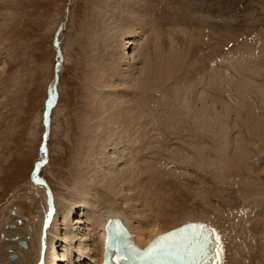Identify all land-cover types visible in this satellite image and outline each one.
Returning <instances> with one entry per match:
<instances>
[{"label": "rangeland", "instance_id": "374dc122", "mask_svg": "<svg viewBox=\"0 0 264 264\" xmlns=\"http://www.w3.org/2000/svg\"><path fill=\"white\" fill-rule=\"evenodd\" d=\"M66 1L0 0V14L6 12L9 15L7 21L0 23V264L20 263L22 258L29 252L31 254L29 253L26 259L28 262L31 263L33 259H38L36 254L38 248L37 237L33 238V234L36 235L37 233L39 235L40 226L45 216L40 208L43 207L40 196L31 190L29 183L34 182L30 181L33 165L42 157L40 148L43 133V112L49 87H55V100L49 111V126L45 141L47 155L45 162L36 173L39 180L47 187L38 182L36 184L46 194H48L47 188L49 189L54 213L66 207V201L64 200L67 193L66 188H71L74 185L75 174L73 170L81 162L79 154L83 151L84 141L87 138H93L88 127L92 125L91 118L96 107L93 97L98 92V89L95 88L94 69L98 66L95 58V55L98 54V51H96L98 36L95 32L99 33V31L96 27H92V24L102 18V24L107 25L106 20L113 14H107V11L104 13L102 9L100 10L97 7L101 0H70L68 13L66 14L67 18H65L66 23L57 37L62 62L58 67L56 85H54L52 83L54 63L52 38L59 22L64 18L63 12ZM137 2L136 0L135 6L140 7ZM219 2L215 4L213 0L207 1L206 8H214L213 10L192 11L191 14L196 17L193 22H188V24L178 16L179 5L177 0H145L143 3H139L141 9L145 10L144 14L147 12L145 15L141 14L142 19H146L145 21L131 19L128 21L129 24L120 20L117 15H114L112 19L114 22H119L118 24L121 23V26L112 28L110 33L112 35L124 33V36H122L124 62H122L121 70L131 72L132 76H136L139 70L142 71L144 68L139 56L137 60L138 44L145 40L150 47H154L152 40L157 38V46L161 45L169 35H175L178 32L177 22L183 24L179 30H183L184 33L186 26H193L195 30L200 29L197 36L202 30L208 34L204 40L208 39L210 34L217 36L219 39L216 37L209 42V47H212L210 50L207 46L201 45V40L196 36L185 34L188 40L187 43L196 41L199 46L198 56H202V53L205 52L207 61L203 66L204 71L210 59L214 60L215 57L221 55L226 57L227 62L224 63V58L214 60L209 72L222 70L226 76H229L231 82H234L240 78L238 71H242V75L244 74L247 78L241 76L239 82L226 87V100L231 104H237V98H239V102H242L243 106L246 104L252 109L255 108L256 116L260 118L253 126L252 122H240L245 119L240 111L229 116L226 138L220 139L221 143L227 144L229 147L225 154L226 157L223 158H219L218 154H221L222 151L220 150L218 153L215 150L216 143L214 140L206 143L207 148L200 145L195 147L197 149L195 153L192 151L193 147L189 151L188 145L184 142L175 139L166 141L163 137L162 144H158V146L151 145L148 147L149 150L147 148L148 151L146 150L145 156L142 155V158L138 159L126 154L127 150L123 151V148H119V152L122 150L120 154H117L118 151L116 153L109 151L107 154L99 152L98 158L103 159L95 161V164L91 166L90 178L94 182L96 180L106 182V178L98 174L106 173V167H103L100 162L108 161L109 156L114 158L110 162L116 168L115 170L123 173L126 172L127 166L131 169L135 165L139 166V164L142 165L148 161V163L154 164V173H147L144 170L140 173L141 175L138 172L136 173L141 179H138V182L140 180L141 183L135 184L139 186V189L129 184L127 187L123 186L121 190L123 194L126 192V194L131 195L133 193L129 190H133L137 195L138 203L148 215L155 214L156 211H160V208L164 210L162 216L165 219L162 218L163 221L169 220V217L172 218L185 213L212 217L229 214L237 221L240 219L239 216L243 214L242 208H250L249 214L244 218L254 217L251 211L254 210L251 207L253 206L251 200L254 202L253 198L244 199L241 196L239 198L235 193L237 188L233 189L235 188L233 181L240 178L239 175L241 174V172L237 173L239 170L236 169V172L234 166L227 161L234 148L232 144L233 137L238 136L241 138L248 150L252 151L249 166L253 167L251 169L253 173L249 174L250 180L260 175L262 185H264V134L256 136L260 128L264 129V0H224L222 5L224 12L215 10ZM147 3H149V8L146 7ZM115 8L116 5L112 4L109 10ZM185 17L189 18L188 15H185ZM132 20L134 21L132 22ZM199 20L202 21L198 22ZM205 25L211 27L215 25L219 28L224 26V30L214 27L212 29L211 27L205 28ZM113 26L109 24V28ZM136 29H139V34L132 38L133 31ZM117 30L119 33H117ZM219 36L222 38L220 39ZM225 36L226 41L220 43ZM227 40L229 41L227 42ZM128 41H132L133 45H128ZM107 44L108 42L104 45ZM237 48L245 50L249 56L242 57L241 60L245 64L247 63L242 70H239L236 66L227 65L232 56L230 53ZM237 52L240 53V51ZM237 52L234 53L237 54ZM249 58L254 59L252 63L248 64ZM129 66L130 68H128ZM98 67L100 68V66ZM132 68L138 69L132 72ZM125 78L131 79L128 76H125ZM121 82L126 83V81ZM131 87H135L134 84ZM243 91L246 93L242 94ZM129 92L130 90H127L125 93L128 95ZM194 107L198 108V104H195ZM237 124L251 127L250 130L243 131L246 132L244 136L249 138L240 136L242 134L238 132L241 131V128H234L237 127ZM196 126L197 124H193V127L198 128ZM150 148L152 149L150 150ZM198 150L203 155L200 158ZM197 151L199 154H197ZM189 154L192 156L189 157ZM119 157H122V160ZM133 157L136 159L133 160ZM221 161H224L222 162L224 169L222 175L218 174L215 169V164ZM235 173L238 178L233 179L236 176ZM226 175L229 178H226ZM145 184H147L146 188L148 189H144ZM144 190L151 191L153 197L146 196L147 192ZM97 191L101 196L105 195L112 198L114 195L113 199L116 198V190H112L115 192L112 195V192L109 193V188L104 184L100 185ZM120 201L117 200V204L121 205L122 202ZM133 203L137 204L135 201ZM86 212L83 215V212L80 213L81 216L77 217L68 213L67 223L71 219L84 222L82 226L76 224L74 231L76 232L80 227L84 236L88 233L90 239L87 243L92 249L91 244L94 243L92 241L94 238H91V236L93 237L94 232L89 227L90 222L86 221ZM60 213L59 215H61ZM254 214H256L255 210ZM17 219L20 222H17ZM62 219L60 216L58 223H61ZM162 219L159 222H162ZM217 221L222 228H225L223 221ZM10 225L13 227L10 228ZM241 227H243V224H241ZM243 234L247 238L246 231ZM10 237L15 239L13 240ZM245 238L243 241H245ZM18 241L23 242L25 246H19ZM57 242V245L61 244V240ZM59 248L58 253L67 254L64 248ZM242 248L247 250L249 244L247 242L243 243ZM61 249L63 251H60ZM11 253L15 254V258L8 260L7 256ZM30 255L32 261L28 259L31 258ZM89 256H91V252L88 253V256L82 258V264H89ZM65 258L72 259L69 256H65ZM59 264H68V261L64 260Z\"/></svg>", "mask_w": 264, "mask_h": 264}, {"label": "bare ground", "instance_id": "6f19581e", "mask_svg": "<svg viewBox=\"0 0 264 264\" xmlns=\"http://www.w3.org/2000/svg\"><path fill=\"white\" fill-rule=\"evenodd\" d=\"M124 1H126V3H124ZM137 1L140 7L135 6L136 0H101L100 3L98 2L99 4H97V7L100 8V10L102 9L104 13L107 11V14L113 15H110L109 19L106 20L108 22L107 25L102 24V18H100L98 22L95 21L92 24V27H96L99 31V33L95 32L98 36L96 40V51H98V54L95 55V58L97 60L96 65L100 66V68L97 66L94 69L95 88L98 89L99 93L96 92L97 95L94 94L93 97L96 107L91 118L92 125L88 127L93 138H87L84 141L83 151L79 154L81 162L78 166H75L73 170L75 174L74 185L71 188L66 186L67 193L64 199L66 201L65 208L54 213L52 196L48 191L49 189L47 188L48 194H46L41 187L37 186L38 184L36 185L34 182L29 183L31 190L40 196L39 198L43 203V207L40 208L43 210L45 218L44 221L42 220L43 223L41 222L42 225L40 226L39 235H37V233L36 235L33 234V238H35V236L37 237L36 243H38V246H36L38 248L36 249V254L38 259H33L32 261V256L30 255L31 258L29 257L28 259L32 262H28L26 259L29 252L22 258L21 262L17 264H37L38 260L40 264H59L64 260L68 261V264H82V258L88 256L89 252H91V256H89L88 259L89 264H99L104 240V230L102 229L106 222L114 217L125 223L129 229L130 236L139 247L149 243L158 234H162L184 222H202L213 226L220 235L223 250L222 264H264V185H262L260 175L250 180L249 174L253 173L251 171L253 167L249 166V161L252 158V151L248 150L244 141L238 136L232 138L234 148L231 154H229L227 161L234 166L235 171L236 169L239 170V172L236 171L237 173L241 172L239 175L240 178H238L235 173L236 176H234L233 179H235V177L238 179L233 181L235 185L233 189L237 188L236 192H234L239 198L240 196L244 199L253 198L254 202L251 200L253 205L251 207L255 210L256 214H254V210L251 211L254 217L244 218L249 214L250 208H242L243 214L239 216L241 220L238 219L237 221L229 214H220L218 217H212L207 215L198 216L192 213L178 214L175 217H169L167 221H163L165 219L162 216L164 210L161 208L160 211H156L155 214L148 215L138 203L137 195L133 190H129L133 195L126 194V192L123 194L121 190L123 186L127 187L129 184L139 189V186L135 185L141 183V179L138 174H136L137 172L140 174L144 170L147 173H154V164L148 163L149 161L145 162L146 160L144 164L141 163L142 165L139 164V166L135 165L131 169L127 166L125 169L127 173L124 172V174L122 171L115 170L116 168H114L110 162V160L114 158L109 156L108 161L100 162L103 167H106V173L98 174L99 176H104L106 182H101L100 180L94 182L93 179L90 178V172L92 171L91 166L95 164V161L103 159L98 158L99 152L107 154L109 151H114L113 153L118 151L117 154H120L122 150L119 152V148H123V151L127 150L126 154L138 159L146 154L147 148L151 145L155 144V146H158V144H162L163 139L166 141L175 139L184 142L188 145L189 151L193 147L192 151L194 152L197 150L195 147H199V145L206 147V143H209L210 140H214L216 143V148H214L218 153L220 150L222 151L218 156L219 158H223L229 150V147L227 144L221 143L220 139L226 138L229 116L240 111V113L245 116V119L240 122H252L251 124L253 126L260 120V118L256 116L255 108L252 109L246 104L243 106L242 102H239V98H237V104H231L226 100V87H228V85L233 86L235 82H239L241 76L246 77L244 74L242 75V71H238L240 78L234 82H231L232 80L228 75L226 76L222 70L213 73L212 71L209 72V69L212 68L210 66L213 64L214 60L226 59V57L222 55L215 57L214 60L210 59V64L207 62L206 70H203L204 63L207 61L205 59V52L202 53V56H198L197 50L199 46L196 44V41L187 43L188 40L186 35L196 36L201 40V45L207 46L210 50L212 47H209V42L217 36L210 34L208 39L204 40L208 34L202 30L197 36V32L200 29L195 30L193 26H186L184 33L183 30H179L183 24L177 22V26H179L177 27L178 32L175 35H169L165 42H162L159 46H157V38H153L152 40L155 45L154 47H150L148 43L143 40L138 44L137 51V60L139 56L144 66L142 71L139 70L136 76H132L130 74L131 72H126V70L122 71L121 65L122 62H124L122 55V36H124V33L120 34L118 30L117 33L119 34L117 35H112L110 33L112 28H119L121 26V23L118 24L119 22H114L112 19L114 15H117V17L125 23H129L128 21L131 19H135V21H145L146 19H142L141 16L142 13L144 14L145 10L141 9V5L139 4L141 2L143 3L145 0ZM207 1L209 0H177L179 5L178 16L183 18L184 22L187 24L188 22H193L196 16L191 14L192 11L198 10V12H202V10L207 11L209 9H214L206 8ZM213 1L215 4L220 1L215 10L224 12L222 6L224 0ZM112 4H115L116 8L109 10ZM146 7L149 8V3H147ZM145 14H147V12H145ZM97 15L98 13L96 16ZM185 15H188L189 18L187 19ZM7 16L9 15L6 14V12L5 14H0V23L7 21ZM133 21L134 20H132V22ZM201 21L202 20H199L198 22ZM65 23L66 19L64 25ZM109 24L112 26L114 24V26L109 28ZM204 27L208 28L211 26L205 25ZM213 27L221 29L222 31L224 30V26L219 28L214 25ZM213 27H211V29ZM138 30L136 29L133 31L132 38H135L136 35L139 34ZM219 37L220 39L222 38L221 36ZM225 38L226 36L223 37L220 43H224V41H226ZM217 39L219 38L217 37ZM110 40L111 42H109ZM228 41L229 40H227V42ZM107 42L108 44L104 45ZM127 44L133 45V42L128 41ZM237 51H240V53ZM234 52H237V54ZM230 54L232 56L227 65L231 67L236 66L239 70H242L247 64L241 60L243 56L247 55L246 51L237 48ZM253 59L254 58H252V60ZM252 60L249 58L248 64L252 63ZM226 62L225 60L224 63ZM128 68H130V66ZM137 69L138 68H132L131 71L133 72ZM125 76L131 77V79H126ZM121 81H126V83H122ZM132 84H134L135 87H131ZM53 87L54 86H51V89H53ZM127 90H130L128 95L125 93ZM244 93L246 92L243 91L242 94ZM195 104H198V108L194 107ZM47 123H49V115ZM193 124H197L198 128L193 127ZM234 128H241V131L238 132L242 134L240 136L249 138L244 136L246 132L243 131L250 130L251 127L247 125H245V127L244 125L239 126L237 124V127ZM263 130L264 129L260 128L256 136H262L264 134ZM210 131L212 132L209 133ZM212 133L213 135H211ZM151 149L152 148H150V150ZM198 151L197 154H199L200 158L203 155L200 150ZM215 155L217 156V154ZM191 156L189 154V157ZM119 158L122 160V157ZM222 162L224 161L215 164V169L220 175H222L224 171ZM226 168L228 169V167ZM244 172L245 175H247L246 177H243L245 176ZM228 173H230V171H228ZM227 175L226 178H229ZM223 178L225 179L224 176ZM138 179H140L139 182ZM102 184L109 188V193L111 191L112 195L115 193L112 190H116V201L113 199L114 195L112 198H108L109 196L106 197L105 195L101 196L97 190ZM147 184L149 183L147 182ZM147 184H145L144 189H148L146 188ZM233 184L232 186H234ZM135 187L133 188L135 189ZM145 192H147L146 196L153 197L151 191L147 190ZM146 196L143 197L145 198ZM239 198H237V200H239ZM117 200H121L120 202H122L123 206H121L122 204H117ZM133 201L137 204L133 203ZM61 211L62 213H60ZM85 211H87L86 221L88 223L90 222L89 227L92 232H94L93 237L91 236V238H94L92 240L94 243L91 244L93 247L92 249L87 243L90 239V235L87 233L89 237L87 235L84 236L80 227L76 232L74 231L76 224H81L82 226L84 222L71 219L67 223V215L74 214L77 217L81 216L80 213L82 212V215L85 214ZM59 213L61 215H59ZM60 216L63 219L61 223H58ZM227 217H229L228 220ZM159 218L164 219H162V222H159ZM217 220L223 221L225 228H222ZM241 224H243V227H241ZM244 231L247 233V238L244 237ZM244 238L245 241H243ZM59 240H61V244L57 245V241ZM246 242L249 244V248L244 250L242 244ZM84 243L86 244L85 247L83 246ZM59 247L64 248L67 254L58 253ZM60 251H63V249ZM65 256H69L72 259H66Z\"/></svg>", "mask_w": 264, "mask_h": 264}, {"label": "water", "instance_id": "95a60500", "mask_svg": "<svg viewBox=\"0 0 264 264\" xmlns=\"http://www.w3.org/2000/svg\"><path fill=\"white\" fill-rule=\"evenodd\" d=\"M69 3H70V0H67V2L65 4V9H64V12H63L64 13V18L61 19V21L59 22V24H58V26H57L54 34H53V38H52V46H53V51H54V63H53V69H52V72H53L52 83H54L55 85H56V75H57V72H58V67H59V65L61 63V54H60V51H59V46H58L56 37H57V34L61 31L62 26L64 25L66 14H67V8H68ZM54 100H55V87H53V89H51L49 87L48 96H47V99H46V101L44 103V110H45V113H44V116H43V119H44V123H43L44 134L42 136V141H41L42 157L34 165V173H33V175H35V173L37 172L39 167L41 165H43V163L46 160V151H45L44 145H45V135H46V132H47V116H48V112H49L51 106L53 105ZM20 244L24 245L23 242H20ZM12 258H14L13 254L9 256V259H12Z\"/></svg>", "mask_w": 264, "mask_h": 264}, {"label": "snow or ice", "instance_id": "6c2138e0", "mask_svg": "<svg viewBox=\"0 0 264 264\" xmlns=\"http://www.w3.org/2000/svg\"><path fill=\"white\" fill-rule=\"evenodd\" d=\"M211 243L212 241L209 240L208 236H203L201 238V243L198 245V251L207 256L209 251H213V249L210 247ZM216 264H219L218 260L216 261Z\"/></svg>", "mask_w": 264, "mask_h": 264}]
</instances>
